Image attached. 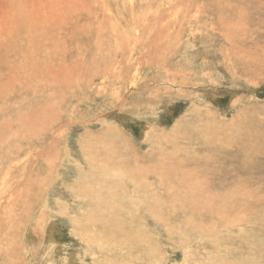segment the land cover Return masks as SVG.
Masks as SVG:
<instances>
[{"label": "rangeland", "instance_id": "1", "mask_svg": "<svg viewBox=\"0 0 264 264\" xmlns=\"http://www.w3.org/2000/svg\"><path fill=\"white\" fill-rule=\"evenodd\" d=\"M0 264H264V0H0Z\"/></svg>", "mask_w": 264, "mask_h": 264}, {"label": "bare ground", "instance_id": "2", "mask_svg": "<svg viewBox=\"0 0 264 264\" xmlns=\"http://www.w3.org/2000/svg\"><path fill=\"white\" fill-rule=\"evenodd\" d=\"M123 116V115H122Z\"/></svg>", "mask_w": 264, "mask_h": 264}]
</instances>
